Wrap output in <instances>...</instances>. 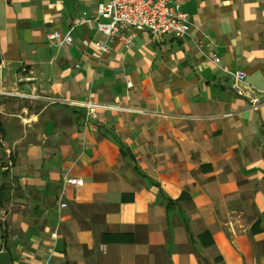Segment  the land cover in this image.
I'll list each match as a JSON object with an SVG mask.
<instances>
[{
  "label": "crops",
  "instance_id": "0c3cea01",
  "mask_svg": "<svg viewBox=\"0 0 264 264\" xmlns=\"http://www.w3.org/2000/svg\"><path fill=\"white\" fill-rule=\"evenodd\" d=\"M102 1L0 0V252L264 264V0H182L188 34L130 46Z\"/></svg>",
  "mask_w": 264,
  "mask_h": 264
},
{
  "label": "built area",
  "instance_id": "2783aa9c",
  "mask_svg": "<svg viewBox=\"0 0 264 264\" xmlns=\"http://www.w3.org/2000/svg\"><path fill=\"white\" fill-rule=\"evenodd\" d=\"M98 29L105 33L108 38L115 35H121L127 46H130L137 30H147L153 37H160L165 34H171L174 37L182 38L190 31V13L183 8L182 0H104L99 4ZM51 39L62 37L61 32L55 30L50 33ZM66 42H72V36L68 33L62 37ZM197 46L201 44L196 43ZM107 45L101 46L102 50H107ZM218 54L213 55L215 63L220 62ZM227 75L237 81H241L246 76L243 70H226ZM128 85H131L128 82ZM63 102H69L76 105H85L89 109L88 115H94V105L89 102H80L75 100H66L60 98ZM260 101L254 98L252 107H257ZM73 184H83L79 178L67 179ZM62 207L67 206L65 202ZM56 234H54L55 236ZM50 264V263H47Z\"/></svg>",
  "mask_w": 264,
  "mask_h": 264
},
{
  "label": "water",
  "instance_id": "95a60500",
  "mask_svg": "<svg viewBox=\"0 0 264 264\" xmlns=\"http://www.w3.org/2000/svg\"><path fill=\"white\" fill-rule=\"evenodd\" d=\"M0 264H11V258L8 251L0 252Z\"/></svg>",
  "mask_w": 264,
  "mask_h": 264
},
{
  "label": "trees",
  "instance_id": "16d2710c",
  "mask_svg": "<svg viewBox=\"0 0 264 264\" xmlns=\"http://www.w3.org/2000/svg\"><path fill=\"white\" fill-rule=\"evenodd\" d=\"M1 131L3 132V130L1 129ZM258 222V221H257ZM256 225V223L253 225V228H254V226ZM254 230V229H253ZM192 235V234H191Z\"/></svg>",
  "mask_w": 264,
  "mask_h": 264
}]
</instances>
